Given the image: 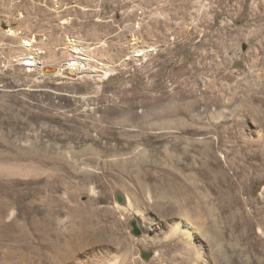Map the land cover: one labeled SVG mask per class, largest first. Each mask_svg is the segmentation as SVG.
<instances>
[{
    "label": "rangeland",
    "instance_id": "1",
    "mask_svg": "<svg viewBox=\"0 0 264 264\" xmlns=\"http://www.w3.org/2000/svg\"><path fill=\"white\" fill-rule=\"evenodd\" d=\"M176 225L261 240L264 0H0V264H159Z\"/></svg>",
    "mask_w": 264,
    "mask_h": 264
},
{
    "label": "bare ground",
    "instance_id": "2",
    "mask_svg": "<svg viewBox=\"0 0 264 264\" xmlns=\"http://www.w3.org/2000/svg\"><path fill=\"white\" fill-rule=\"evenodd\" d=\"M70 45H72V44H70ZM31 47H32V45L30 44L29 48H31ZM139 50H143V47L140 44L139 45L137 44V51H139ZM38 55L39 54H34L33 56H30V58L27 59V63L30 60V62L35 61L37 66L40 65V62L37 60ZM82 60L84 61L85 58H82ZM31 66H34V64H32ZM83 67H86L85 63H83ZM88 68H92V67H86L85 71H83L82 73L83 74L84 73L90 74L87 71V70H89ZM68 71L69 70H68L67 66H65L63 68L58 69L57 75L64 76L65 73H67ZM71 73L74 75H77V73L75 74L72 71H71ZM93 76H95V75H93ZM174 199H175V197H174ZM185 201H187V200H185ZM173 203H175V202H173ZM171 208H172V210L175 209V207H171ZM180 232H182V230L180 229V226L179 225L174 226L171 237L168 239V246H170L172 248H178L180 246V247H182V249L185 248L184 249L185 251L182 252L181 255H176L175 254L176 252H175L174 253L175 256H173L174 254H172L173 257H170V255L168 254L170 257V258L168 257V259L163 257V255H161V258L159 259V264H160V262H166L167 264H200V261L202 260V258L198 255L197 251H195L196 249L191 244V238L194 235V233H192L190 230H188L187 241H188L189 245L183 246V244L181 243L180 237L178 236V234H181ZM183 234H184V232H183ZM203 236L207 238L209 246L212 248V250H214L215 256L213 257V260L215 261L216 264H218L219 260H220V263H225V264H264V231H263L261 240H258L255 242H249L247 240H243L240 243V246L236 247V250H235L236 252H233L229 246L226 247L227 251L225 252V250H224L225 246L220 245L222 240H221V237L219 236V234H217L216 236H211V235L208 236V235L203 233ZM143 241H141V242L144 245L145 242H143ZM141 242L139 241V244H141ZM259 244L261 245L260 247H262L261 250H263V252L257 253L258 252L257 249H255L254 252H252V248H254L255 245H259ZM232 249H234V248H232ZM230 253H231V255H230ZM177 254H178V252H177ZM132 256H133V253H131V252L126 254V261L128 259L127 264H133V262L130 261L132 259ZM114 264H117V263H114Z\"/></svg>",
    "mask_w": 264,
    "mask_h": 264
},
{
    "label": "built area",
    "instance_id": "3",
    "mask_svg": "<svg viewBox=\"0 0 264 264\" xmlns=\"http://www.w3.org/2000/svg\"><path fill=\"white\" fill-rule=\"evenodd\" d=\"M151 53H139V57H138V62H140L144 56H148ZM67 68H68V72L67 73H71L74 72L75 74L77 73V78L79 77H83V76H93L92 74H87V73H82L83 71H85L86 67H83V60L82 58L79 56V54L77 55V58H73L69 63H67ZM73 77H76L74 75H72Z\"/></svg>",
    "mask_w": 264,
    "mask_h": 264
}]
</instances>
